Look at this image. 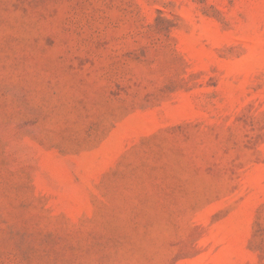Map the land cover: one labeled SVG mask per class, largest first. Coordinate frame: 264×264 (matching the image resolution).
Listing matches in <instances>:
<instances>
[{
    "label": "rangeland",
    "instance_id": "1",
    "mask_svg": "<svg viewBox=\"0 0 264 264\" xmlns=\"http://www.w3.org/2000/svg\"><path fill=\"white\" fill-rule=\"evenodd\" d=\"M0 264H264V0H0Z\"/></svg>",
    "mask_w": 264,
    "mask_h": 264
}]
</instances>
